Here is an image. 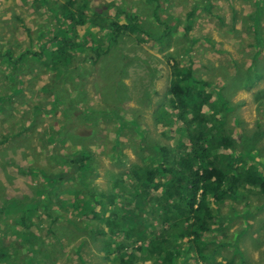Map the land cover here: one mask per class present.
I'll list each match as a JSON object with an SVG mask.
<instances>
[{
  "label": "rangeland",
  "instance_id": "obj_1",
  "mask_svg": "<svg viewBox=\"0 0 264 264\" xmlns=\"http://www.w3.org/2000/svg\"><path fill=\"white\" fill-rule=\"evenodd\" d=\"M66 1L0 0V242L20 237L22 216L35 224L31 232L38 238L36 245L25 247L24 261L7 247L10 257L0 264H118L102 252L107 239L90 232L88 194L108 193L121 214L140 192L130 164L155 167L160 148L177 145L179 125L167 94L173 61L191 66L194 77L209 84L216 101L227 108L223 127L233 140L231 152L264 173V0H78L112 19L123 10L138 16L145 39L121 37L95 62L87 50L83 59L77 56L80 76L44 72L38 59L26 55L37 53L43 38L53 36L51 28H60L57 13ZM189 11L194 15L185 35ZM17 58L21 61L15 66ZM68 101L89 114L84 118L88 124L62 140ZM49 133L62 141L57 153L66 166L56 163ZM84 152L88 160L82 163ZM70 163H76L73 173L83 172L84 178L75 175L49 192L40 172L70 170ZM160 188L155 182L152 196ZM40 197L48 199L46 213L33 205ZM27 206H32L28 212ZM209 206L219 212L220 229L212 226L204 237L212 245L208 249L216 251L215 261L264 264V196L256 189L239 191ZM137 213L144 236L162 233L146 207L139 205ZM106 233L114 247L137 248L146 241ZM181 245L183 255L173 263L195 264V250L186 241Z\"/></svg>",
  "mask_w": 264,
  "mask_h": 264
},
{
  "label": "trees",
  "instance_id": "obj_2",
  "mask_svg": "<svg viewBox=\"0 0 264 264\" xmlns=\"http://www.w3.org/2000/svg\"><path fill=\"white\" fill-rule=\"evenodd\" d=\"M193 15V11L186 14L185 35L191 30ZM57 17L60 28H51L53 36L43 38L37 53L26 52V55L39 60L44 72L59 71L62 75L75 73L80 76L77 56L83 59L87 50L93 52L91 61L95 62L101 54L107 53L111 46L117 44L121 37L132 36L138 43L145 42L140 36L143 32L139 28L138 16L128 11H120L112 19L103 13L94 12L87 2L81 4L78 0H67L59 7ZM82 29L84 32L80 36ZM6 52V57L10 58L12 51L9 49ZM20 61L21 58H17L15 66ZM61 81L62 79H57V83ZM208 86L207 82L194 77L191 66L173 61L170 64L167 94L179 125L177 145L173 150L171 147H161V161L155 167L130 164L129 173L135 189L140 192L133 204L128 203L121 214L118 215L113 209L112 198L108 193L88 194L87 212L90 215L89 221L93 222L88 226L95 238L107 239L103 240L102 252L106 253L108 261L137 264L135 257L138 256L139 259L152 260L153 264H174L175 259L183 255L181 243L186 241L188 249L195 250V264H221L215 261V249H208L212 246L211 243L204 240L212 226L220 229L219 212L209 206L210 203L219 205L239 194V191L251 192L252 189L264 196V173L255 164H248L240 153L231 152L234 150L233 140L227 131L224 132L223 127L227 108L223 103L220 105L219 100L216 101L213 90L210 92ZM59 88L61 93L64 88ZM64 110L67 120L65 130L61 132L62 140L76 132L79 126L86 127L88 119L84 118L89 115L82 113L69 101L64 104ZM184 140L186 144L183 143ZM52 141L50 151L54 154L56 163L61 167L66 166L68 161L57 153L60 149L58 143L61 144L62 141L60 143L59 139L49 133L48 142ZM87 160L88 154L85 153L82 155V163ZM75 168L76 163H70V170L57 173L41 171L43 180L51 186L49 192H55L62 183L74 179L75 175L80 179L84 178L83 172L73 173ZM157 181L161 188L154 197L152 189ZM33 205L42 207L44 213L49 210L48 199L43 202L42 197L39 201L34 200ZM139 205L146 207L153 213L154 220L160 222L163 228L161 234L149 239L144 236L145 232L138 224L142 215L137 213ZM31 207L27 206V212ZM53 220L54 223L58 221ZM20 224L22 229L19 238L16 234V239L7 243L3 239L0 242V261L10 257L7 247H11L13 255L21 262L25 260V247L34 243L36 245L38 238L31 232V228L35 226L32 220L22 216ZM107 231L120 233L128 242L132 239L133 242L139 239L146 241L137 248H128L126 244L114 247ZM225 264L235 263L231 259Z\"/></svg>",
  "mask_w": 264,
  "mask_h": 264
}]
</instances>
